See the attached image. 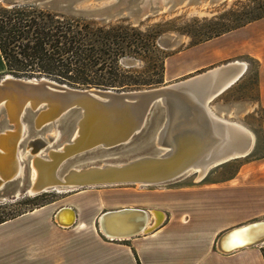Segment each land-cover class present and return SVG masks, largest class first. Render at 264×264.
<instances>
[{
	"label": "water",
	"instance_id": "water-1",
	"mask_svg": "<svg viewBox=\"0 0 264 264\" xmlns=\"http://www.w3.org/2000/svg\"><path fill=\"white\" fill-rule=\"evenodd\" d=\"M25 2H36L63 11L96 16L102 21L127 19L137 23L151 15L153 8L160 7L164 0H0L5 7ZM164 38L169 46L176 43V39L171 35H165ZM245 69L244 61L234 59L210 66L176 81L132 90L93 86L73 87L44 76L18 77L9 73L3 74L0 78V100L6 101V106L10 110L8 122L13 123L14 127L0 132V140L4 138L12 146L19 135L18 117H21L23 112L30 115V130L33 133L47 125L52 129L56 128V121H60L69 112L75 113L76 119L72 121V127L67 128L70 132L61 150H48L45 156L47 159L32 156L36 176L31 179V168L28 162L26 184L21 181L20 174L14 175L11 171L12 152L9 151L2 156L0 202L17 199L26 193L27 188L71 186L69 188L71 190L74 187L122 182L166 181L187 170L206 171L212 165L247 155L252 149V133L240 123L215 114L208 105L211 99L235 83ZM28 102L29 106H25ZM97 108L109 118L121 117V121L126 116L135 115L136 122L130 129L123 130L110 139L100 136L91 143L79 145L82 136L80 126L86 118L94 116V110ZM1 110L4 122L7 124L2 107ZM185 121L186 124H184ZM199 124L212 128L215 141L184 157L181 155L182 147L180 146L191 145L193 141L192 137L185 138V134L198 128ZM75 129L76 134L72 137ZM145 129L146 134L144 133L143 136L140 133ZM138 133L140 136H136ZM135 136L136 140L139 139L138 142L127 146ZM178 136H181V144L176 147L174 139ZM45 138L49 141V134H46ZM44 141L40 137L30 140L27 143L31 146L29 151H36ZM211 148L215 149L207 154ZM116 149L119 153L117 158L96 157L85 161V157L91 153L98 151L90 156L95 157L108 150ZM70 161L74 163L76 161V163L66 168L63 174H59L63 180L57 179L56 171ZM58 166H60L59 169ZM149 171L152 172L150 175H143ZM139 174L143 177H139ZM11 183L12 186L8 192L3 190ZM63 209L69 208L60 207L54 216L56 217L57 213ZM137 209L139 208H135ZM126 211H128L127 208H122L102 213L98 220L99 228L100 219L104 217L119 219ZM263 221L264 219L242 224L222 234L235 230L241 231ZM138 232L141 230L135 233ZM262 241H264V229L257 237L242 239L228 251ZM216 247L223 252L218 244Z\"/></svg>",
	"mask_w": 264,
	"mask_h": 264
},
{
	"label": "crops",
	"instance_id": "crops-1",
	"mask_svg": "<svg viewBox=\"0 0 264 264\" xmlns=\"http://www.w3.org/2000/svg\"><path fill=\"white\" fill-rule=\"evenodd\" d=\"M202 43L208 45L205 59L178 66L168 78L177 79L245 53L259 61L258 103L264 107V17ZM217 186L185 196L179 188H171L153 198L132 197L123 184L65 191L54 201L0 222V264H264L259 249L264 243L232 252L216 248L224 231L264 218L230 215L226 189ZM60 207L73 212L71 224L57 221L54 213ZM126 207H153L164 213V219L146 232L104 236L98 224L100 215Z\"/></svg>",
	"mask_w": 264,
	"mask_h": 264
},
{
	"label": "trees",
	"instance_id": "trees-1",
	"mask_svg": "<svg viewBox=\"0 0 264 264\" xmlns=\"http://www.w3.org/2000/svg\"><path fill=\"white\" fill-rule=\"evenodd\" d=\"M241 5L240 9L229 8L215 15L207 25L182 29L190 37L187 45L264 17V0H244ZM173 28L170 21L140 27L125 19L104 23L100 17L65 12L36 2L10 7L0 3V58L5 73L44 76L73 87L122 89L156 85L162 81L164 59L169 55L158 44V38ZM137 62L142 64L141 69L125 66ZM257 78L258 70L253 101L264 112L258 103Z\"/></svg>",
	"mask_w": 264,
	"mask_h": 264
},
{
	"label": "rangeland",
	"instance_id": "rangeland-1",
	"mask_svg": "<svg viewBox=\"0 0 264 264\" xmlns=\"http://www.w3.org/2000/svg\"><path fill=\"white\" fill-rule=\"evenodd\" d=\"M243 1L244 0H164L160 7L157 6L155 9L153 8V13L151 15L137 23H132L131 21L125 19L132 25L139 24L140 27L148 26L156 22L163 23L165 21H170L174 28L164 31L158 38V44L160 47L169 54L164 59V64L165 62L167 63L165 71L166 76H164L163 73L162 81L156 85L129 87L117 90H132L158 86L182 79L225 61L234 59L241 60L246 63V69L243 73L244 76H241L239 80L236 83H233L230 88H227L221 94L211 99L208 102V105L215 114L224 117L225 119L240 123L252 133V149L247 155L230 159L217 165H212L206 169L205 174L200 178H198V173L195 172L194 169H191L179 177L166 182L146 185H137L133 183L123 184V186L128 187L127 192L130 196L153 198L161 192L170 191L171 188H179V191L184 194L183 196H185L187 193L193 191L198 193L200 190L210 189L216 184L218 185V188L226 189V205L230 215H248L247 219L249 220L264 217V155L260 156L264 153V112L259 109L257 103L253 101V98L256 96V70H258L259 61L248 54L242 53L235 57L202 67L197 71L177 79L172 80L168 78V73L175 71L178 66L187 65L199 59L204 60V57L206 56L208 45L201 42V44L198 43L200 45L197 47L188 46L187 44L190 37L182 29H194L196 26H201L202 24L207 25L214 20L213 18L215 15H218L223 11H227L229 8L233 10L240 9ZM102 22L105 23L109 21ZM165 35L173 36L177 43L169 46L167 44V40L164 38ZM216 47L218 48V45H216ZM129 65L136 69L142 68V64L139 62L125 64V66ZM3 74H5L4 67L0 69V78L3 77ZM75 119V113L71 114V112H69L63 116L60 121H56V130L47 125L33 133L30 130V115L26 112L21 114L20 120L24 126V130L18 143V150L22 166L20 178L24 184H26L27 178V163L29 162L30 165L32 155L38 153L46 155L47 151L51 148H61L68 133L70 132L67 128L72 127V121H75ZM5 121L7 122L6 117ZM11 127L12 126L8 122L7 124L4 122L3 113L0 108V131H4L5 129ZM55 131H57V137L53 140L46 141L45 135H54ZM145 131L146 129L140 134L144 136L146 134ZM140 134L138 133L136 136H140ZM136 136L127 146L138 142L139 139L136 140ZM36 137L44 139L46 143L43 146H40L37 149V152H30L29 149L31 146L27 145V143ZM95 153H91L92 156ZM91 154L85 157V161L96 157L100 159L117 158L119 153L116 149L108 150L106 153L98 155L99 157L96 155L95 157H90ZM75 163L74 161L66 163L59 169L58 174H61L66 170V168L74 165ZM30 171L31 178H33V169L31 168ZM10 186H12V183L3 190L8 192L11 188ZM64 192L51 190L40 192L36 195L25 193L15 200H5L0 202V219L7 218L54 201L64 194ZM149 208L150 210H147L152 216L153 209L151 208L153 207ZM259 249L261 253L264 254V244L260 245Z\"/></svg>",
	"mask_w": 264,
	"mask_h": 264
},
{
	"label": "bare ground",
	"instance_id": "bare-ground-1",
	"mask_svg": "<svg viewBox=\"0 0 264 264\" xmlns=\"http://www.w3.org/2000/svg\"><path fill=\"white\" fill-rule=\"evenodd\" d=\"M25 106H29V102L26 103ZM1 107L4 110V114H5L4 116L6 117V120L8 122L9 117H10V110H9V108H7L5 100H0V108ZM97 109L94 110V113H93L94 116L93 115H92V117L89 116L88 118L85 119L84 123L81 124L80 130H81L82 136H81V139L79 141V145L91 143V142L95 141L100 136L104 137L105 139H110L112 136L119 134L123 130L130 129L131 126H133L136 122V116L135 115L134 116H126V118L123 120L124 121L123 122L120 120L121 117L117 118V119H114L113 117L109 118L108 116L104 115L100 109H98V110ZM89 113H91V112H89ZM18 120H19V135L16 138V140L14 141V143L12 144V146L9 144V142L5 141L4 138L0 140V146L2 147V148H0V168L2 166L1 164L3 163L2 156L7 154L9 151H11L12 155H13V160H12V163L10 164L11 165L10 167H11V171L14 175L20 174L21 170H22V166L20 163L21 162L20 161V154H19V150H18V143H19V140H20L21 135L23 133L24 126L21 123L20 116L18 117ZM9 124L12 127L7 128V129L8 130L13 129V127H14L13 123L12 124L9 123ZM184 124H186V121ZM198 126H199L198 128H196V129L190 131L189 133L185 134V138L186 137H189V138L192 137L193 141L190 140L191 145L187 144L186 146H180V147H182L180 150L182 152L181 155H183L184 157L187 154H190L193 152L195 153L196 151L202 149L205 146H208L209 144H211L215 141V139H214L215 136H214L213 130H212V128H210V126L207 128L203 127V125H200V124ZM54 129L56 130L55 127H54ZM5 130L0 131V132H5ZM76 131L77 130L75 129L73 132V137L75 136ZM181 136H178L177 139H174L176 147L178 144H181V141H180ZM56 137H57V131H55L54 135L49 134V140H53ZM45 143L46 142L44 141L43 144L40 146H43ZM64 143H66V142H64ZM165 144H164V146H165ZM61 148H62V146H61ZM61 148H51L49 150L58 151V150H61ZM214 149L215 148H211V150L207 154H210ZM36 152H37V150H36ZM1 153H3V154H1ZM35 155L40 157V158L42 157L44 159H47L45 157L46 155H44V157L42 155H39V154H35ZM32 156H34V154ZM30 167L33 169V174H34L33 178H34V176H36V169L33 166L32 160L30 162ZM59 167L60 166H58V169H59ZM57 171L55 173V177L57 179L63 180V179H61V176L58 174ZM187 171H189V170H187ZM187 171H185V172H187ZM195 172L198 173V178H200L205 174L206 171L205 170H201V171L196 170ZM151 173L152 172L149 171L143 175L146 176V175H150ZM184 173H181L180 175H182ZM2 174L3 173L0 170V178H1ZM143 175L139 174L138 176L143 177ZM180 175L173 177V178L166 180V181H170L174 178L179 177ZM42 176L45 177V174L43 175V173H42ZM33 178H31V179H33ZM166 181H159V182L134 181V182H122V183H118V184H126V183L131 184V183H133V184H137V185H146V184H155V183H161V182H166ZM114 184H117V183H114ZM108 185H111V184H108ZM69 188H71V186H52V187L42 188V189H40V188H38V189L27 188L26 193L27 194L29 193L30 195H36V194H39L40 192L51 191V190H56L58 192H64V191H68ZM74 188L76 189L77 187H74ZM126 208L128 209V211H126L123 214L122 218L110 219L109 217H104V218L100 219L101 220L100 221V230H101V232L104 233L103 234L104 236H107V237L128 236L129 234L135 233L139 230H141V232H146V231L150 230L151 228H153L154 226L161 223L164 219V213L161 210H153V213L151 216L149 211L147 209H144V208H139L140 210L139 209L135 210V207H126ZM120 209H122V208H120ZM73 218H74L73 212L70 209H63L59 213H57V215H56L57 221L59 223H62V224L70 223L73 220ZM258 220H262V219H258ZM254 221H256V220H254ZM251 222H253V221H251ZM247 223H249V222H247ZM239 226H241V225H239ZM235 227H237V226H235ZM232 228H234V227H232ZM263 229H264V221L259 223L258 225H252V226L246 227L241 231L235 230V231L225 233V234L221 233L222 235L220 238H219L220 235L218 236L219 240L217 238L218 243L216 241V244H218L219 248L221 250H223V252H232V251L237 250V249H235V250L228 251L232 246H234V244L239 243V241H242V239H253L254 237H257L263 231ZM262 243H264V241H262L258 244L260 245ZM258 244H253V245L244 246V247H251L254 245H258ZM244 247H241V249ZM216 248H218V247H216Z\"/></svg>",
	"mask_w": 264,
	"mask_h": 264
}]
</instances>
